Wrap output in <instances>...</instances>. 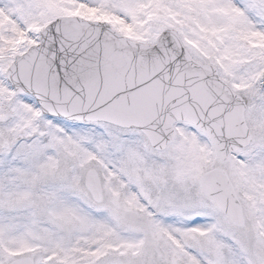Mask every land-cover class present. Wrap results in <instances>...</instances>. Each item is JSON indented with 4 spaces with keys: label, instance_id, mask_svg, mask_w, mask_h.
<instances>
[{
    "label": "snow or ice",
    "instance_id": "1",
    "mask_svg": "<svg viewBox=\"0 0 264 264\" xmlns=\"http://www.w3.org/2000/svg\"><path fill=\"white\" fill-rule=\"evenodd\" d=\"M0 264H264V0H0Z\"/></svg>",
    "mask_w": 264,
    "mask_h": 264
}]
</instances>
